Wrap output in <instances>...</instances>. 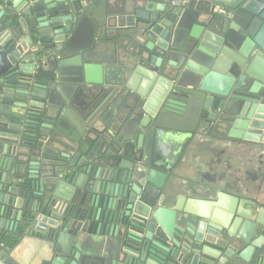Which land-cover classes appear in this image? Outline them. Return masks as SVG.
<instances>
[{
	"label": "water",
	"instance_id": "obj_1",
	"mask_svg": "<svg viewBox=\"0 0 264 264\" xmlns=\"http://www.w3.org/2000/svg\"><path fill=\"white\" fill-rule=\"evenodd\" d=\"M0 264H264V0H0Z\"/></svg>",
	"mask_w": 264,
	"mask_h": 264
},
{
	"label": "crops",
	"instance_id": "obj_2",
	"mask_svg": "<svg viewBox=\"0 0 264 264\" xmlns=\"http://www.w3.org/2000/svg\"><path fill=\"white\" fill-rule=\"evenodd\" d=\"M223 148V147H222ZM222 148L220 149H215V152H210L209 151V146H205L202 150L197 151L193 154H191L189 156V160L187 162L186 165H188V167L186 168V170L184 169V173H183V179L185 181L187 180H199V177L201 176L203 178V176L205 177H213L214 174H217V170H216V165L214 167V170L210 169L209 163L210 161L215 160V156L214 155H220V150H222ZM230 155L229 153L226 151L225 154H223V156H220L219 159L223 162L222 165L218 166L220 170L227 172L228 170L226 169L225 163L229 162L233 171H235L236 168H240L241 170H249V172L252 174V169L251 167H242L246 161L250 160L251 157H247V158H243V161L239 162L237 159H229ZM240 164V166H239ZM213 167V165H211ZM251 169V170H250ZM241 173L243 174V172L241 171ZM236 176V175H235ZM239 176V175H237Z\"/></svg>",
	"mask_w": 264,
	"mask_h": 264
}]
</instances>
